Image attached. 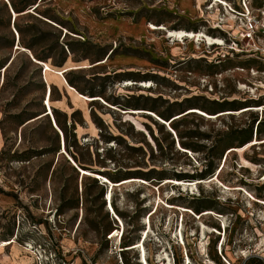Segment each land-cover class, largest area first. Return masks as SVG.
Segmentation results:
<instances>
[{
    "label": "rangeland",
    "instance_id": "obj_1",
    "mask_svg": "<svg viewBox=\"0 0 264 264\" xmlns=\"http://www.w3.org/2000/svg\"><path fill=\"white\" fill-rule=\"evenodd\" d=\"M193 2L199 13L187 18L177 0L0 1V264H140L127 247L146 236L149 264H224L221 241L232 261L264 264V142L248 146L264 140V109L187 112L264 105V60L231 53L219 63L216 47L147 27L220 38L200 17H224L225 0ZM18 33L32 54L16 48ZM32 55L72 69L46 74ZM77 164L113 182L140 180L113 188L114 212L110 182ZM207 209L218 215H197Z\"/></svg>",
    "mask_w": 264,
    "mask_h": 264
},
{
    "label": "bare ground",
    "instance_id": "obj_2",
    "mask_svg": "<svg viewBox=\"0 0 264 264\" xmlns=\"http://www.w3.org/2000/svg\"><path fill=\"white\" fill-rule=\"evenodd\" d=\"M0 1H9L10 0H0ZM186 1V0H185ZM220 0H212V8H214L215 6H218L220 5ZM204 3V0H198V4L202 6V4ZM12 8V7H11ZM13 10V13H11L10 9V13L12 14V17L14 16V19H15V22L17 20V17H18V13L12 8ZM30 11V10H29ZM200 11V10H199ZM200 14H201V11H200ZM232 15V13H230ZM228 15V14H227ZM235 18V17H234ZM14 22V24H15ZM15 27V26H14ZM150 30L152 31H164L165 34H166V37L169 38L170 40H172L173 42H176V44H179V45H182L184 44L185 40H191L193 41L194 43L198 44V45H208V48L209 47H212L214 45H224L225 43L223 42V40L219 37H213L211 36L210 34H208L207 32L203 31V30H200V31H191V30H185V29H179V30H174V29H168L164 24H154V23H151L149 26H147ZM16 28V27H15ZM17 30V29H16ZM19 35V38H18V42L16 44V48L17 49H21L22 51H29L31 52L30 50H28L26 47H24L22 44H21V37H20V34L18 33ZM32 54V52H31ZM33 59L42 66V70H44L46 74L48 73H55L59 76H63L64 73H66V71L72 69V65H70V67L68 69H63V71H58V70H54L52 67H50L46 62L44 61H40L38 60L35 55H32ZM198 57H201V56H198ZM241 70V69H240ZM256 71V70H254ZM254 71L252 73H254ZM257 72V71H256ZM258 73V72H257ZM67 86L72 90V91H75V88H73L71 85L68 84V82L66 83ZM132 82H128L127 85H131ZM146 86V85H145ZM76 92V91H75ZM50 93H51V90H50ZM79 94V93H78ZM80 96H83V97H86L88 98L89 100L95 102V101H98V100H101L99 96H95V97H87L85 96L84 94H79ZM115 107V106H114ZM261 109H264V105H260V106H248V107H243L242 109L240 110H236V111H230V110H225V111H221V112H218L217 114H210L208 112H206L205 110L203 109H200V108H191L189 109L187 112L188 114H197V115H200L206 119H215V118H219V117H222V116H226V115H236L238 113H245V112H252V111H259ZM50 110H52V115L54 117V120H55V123H56V126H58L57 122H56V119H55V116H54V113H53V109L52 107L50 106ZM47 111V109H46ZM126 112H129V113H135V114H139V113H149L148 115H151L153 116L154 118H156L159 122H161L162 124L166 125L164 122L168 123L170 120H165L164 118H162L161 116H159L157 113H155L154 111H150V110H135V109H131V110H128ZM48 116H50V114H47ZM177 117V116H175ZM169 126H171V123H169ZM172 128V127H171ZM172 130L174 131V129L172 128ZM175 132V131H174ZM177 135V134H176ZM177 139H178V143L180 145V149L184 152H188V153H191L192 152L187 149V148H184L180 142H179V138L177 136ZM264 142V140L260 141L258 137H256L255 139H252V141L250 142V144L248 145L249 147H252L256 144H259V143H262ZM64 143H65V139H64ZM238 149L232 147L231 148V151L232 152H235L237 151ZM73 164H75L73 162ZM225 167V165L223 166V168ZM220 168V167H219ZM218 168V169H219ZM223 168L221 169L219 175L221 174ZM78 170V169H77ZM80 173H82L84 176H89V175H94L95 177L96 176H99L100 179H102V177H104V181L106 183H109L110 182V186L109 188L111 189V186H112V190L110 191V189H108L107 191V195L108 197L106 199V203H108L107 201L110 199V206H112L111 208H113V205H112V191H113V188L115 186H118L120 183H123V184H126V183H129V182H134V181H137V180H140L139 178H129V179H125V180H122L120 182H113L111 180H109L108 178H106L105 176H102L101 174L99 173H91L89 170L87 169H83L82 168V172L80 171ZM216 179H219V176L216 178ZM167 180V182H172V181H178V182H182V180H172V179H165ZM145 182L148 183V181L146 180H143ZM121 184V185H123ZM262 203H264V200H262ZM172 206V205H170ZM174 207H180V208H183L185 210H187L189 213H195L194 210L190 209V208H187V207H184V206H174ZM107 209L110 211L109 207H107ZM114 210V208H113ZM115 212V210H114ZM198 216H200V218L204 217V216H212V215H218L214 210L212 209H207V210H204L202 211L201 213H197ZM225 227V225H224ZM204 229H206L204 227ZM213 230V229H212ZM216 230H213L212 232H215ZM216 233V232H215ZM181 234V237H182V240H181V244L184 245V247L186 248V241H185V238L183 236V233L182 231L180 232ZM179 234V235H180ZM148 238V236H146ZM146 238V240H147ZM142 239H140L137 243H135L134 245H131L129 247H127L128 250H137L139 249L140 250V256H139V260L138 262L140 264H149V261H148V257H147V253H146V248H145V242L146 240L143 242L141 241ZM169 258V257H168ZM166 258V259H168ZM170 260V259H169ZM211 264H213L211 262Z\"/></svg>",
    "mask_w": 264,
    "mask_h": 264
},
{
    "label": "built area",
    "instance_id": "obj_3",
    "mask_svg": "<svg viewBox=\"0 0 264 264\" xmlns=\"http://www.w3.org/2000/svg\"><path fill=\"white\" fill-rule=\"evenodd\" d=\"M253 1V0H251ZM250 0H241V6L238 8L234 7L230 1L225 0L222 7L224 9V17L218 16L216 19H207L205 13L202 11L201 19L207 22L209 27L213 30H221L223 35L222 38L224 45H214L218 56V62L220 63L221 58H225L227 55L232 54H246L248 56L257 57L264 60V9L257 8L254 9L252 2ZM212 5V4H211ZM221 15V12H219ZM229 13H233L235 18H232L233 23H224L228 21L231 17ZM229 14V15H227ZM204 17V18H203ZM226 21V22H227ZM224 26V27H223ZM221 49H226V52L221 53ZM202 56H207V51ZM238 69V68H237ZM251 72L254 69L250 70ZM223 242L219 244V252L224 264H245L247 256L243 255V258H238L232 261L228 254V248H222Z\"/></svg>",
    "mask_w": 264,
    "mask_h": 264
},
{
    "label": "crops",
    "instance_id": "obj_4",
    "mask_svg": "<svg viewBox=\"0 0 264 264\" xmlns=\"http://www.w3.org/2000/svg\"><path fill=\"white\" fill-rule=\"evenodd\" d=\"M195 4L196 3H194L193 0L190 3L186 2L185 4H183L181 0H177L176 5L179 8L183 16L190 18V16H195L197 15V13H199L198 10H192L191 8L192 6L196 7Z\"/></svg>",
    "mask_w": 264,
    "mask_h": 264
},
{
    "label": "trees",
    "instance_id": "obj_5",
    "mask_svg": "<svg viewBox=\"0 0 264 264\" xmlns=\"http://www.w3.org/2000/svg\"><path fill=\"white\" fill-rule=\"evenodd\" d=\"M263 1H264V0H253V3H254V2H261V3H263ZM254 4H255V3H254ZM13 6H14L15 9H18V7L16 6V4H13ZM12 8H13V7H12ZM14 8H13V9H14ZM15 9H14V10H15ZM15 11H16V10H15ZM40 61H42V60H40ZM65 68L67 69V66H66ZM65 68H64V69H65ZM54 70H56V69H54ZM58 71H63V69H62V70H58ZM67 71H68V70H67ZM67 71H66V72H67ZM69 85H70V84H69ZM49 90H50V89H49ZM51 94H52V93H50V96H51ZM91 97H95V96H91ZM49 98H50V97H49ZM47 114H48V112H47ZM47 114H46V115H47ZM49 114H50V113H49ZM55 119H56V118H55ZM58 122H59V124L61 123L59 120H58ZM57 124H58V123H57ZM77 165H78V164H77ZM78 167H79V165H78ZM79 172H80V171H79ZM99 174H100V173H99ZM180 174H182V173H178L177 176H178V177H181ZM101 175H102V174H101ZM215 175H216V174H214V175L212 176V178H213ZM103 176H104V175H103ZM105 177H106V176H105ZM106 178H107V177H106ZM108 179H109V180L112 179V176L108 175ZM142 180H144V179H142ZM172 180H180V179H172ZM111 181H112V180H111ZM146 181H147V180H146ZM148 182H149V181H148ZM112 205H113V204H112ZM184 207H185V206H184ZM113 208H114V207H113ZM187 208H189V207H187ZM190 209H191V208H190ZM114 210H115V209H114ZM192 210H193V209H192ZM133 245H134V244H133ZM130 246H131V245H130ZM245 264H247V261H246Z\"/></svg>",
    "mask_w": 264,
    "mask_h": 264
},
{
    "label": "water",
    "instance_id": "obj_6",
    "mask_svg": "<svg viewBox=\"0 0 264 264\" xmlns=\"http://www.w3.org/2000/svg\"><path fill=\"white\" fill-rule=\"evenodd\" d=\"M217 114V113H216ZM170 120V119H169ZM77 167V169L79 170V171H81L82 172V168L81 167H78V166H76ZM118 182H120V181H118Z\"/></svg>",
    "mask_w": 264,
    "mask_h": 264
}]
</instances>
